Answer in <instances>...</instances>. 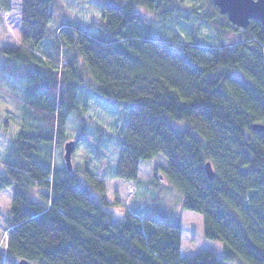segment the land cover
Here are the masks:
<instances>
[{
	"label": "trees",
	"instance_id": "obj_1",
	"mask_svg": "<svg viewBox=\"0 0 264 264\" xmlns=\"http://www.w3.org/2000/svg\"><path fill=\"white\" fill-rule=\"evenodd\" d=\"M203 1L219 13L201 15L218 44L154 35L140 10L168 17L175 0H101L99 22L69 21L55 31L56 0H21L25 44L0 47L1 73L26 80L17 99L25 126L0 170V192L12 189L0 264H264V130L253 127L264 124V24L252 19L243 39L228 40L241 27ZM0 6L9 11L11 2ZM80 85L127 110L115 177L136 182L141 164L163 155L165 179L185 209L202 215L204 236L222 243V255L184 256L180 220L132 211L115 219L103 180L83 168L86 185L74 167L52 165L67 118L79 112L87 126ZM182 120L187 127L173 124Z\"/></svg>",
	"mask_w": 264,
	"mask_h": 264
},
{
	"label": "rangeland",
	"instance_id": "obj_2",
	"mask_svg": "<svg viewBox=\"0 0 264 264\" xmlns=\"http://www.w3.org/2000/svg\"><path fill=\"white\" fill-rule=\"evenodd\" d=\"M10 2L9 11L3 10L0 6V47H20L25 44L21 38V0H10ZM56 2L52 6L53 13H56L51 24L52 31L57 30L58 24L69 25V21L73 24L76 21L89 25L94 20L97 22L101 20V0H56ZM175 2L177 7L168 17L159 16L158 8L153 11L140 10L153 22L154 35L163 38L178 37L179 42H188L193 35L198 37L201 43H219L215 27L201 17L204 14L217 17L219 13L214 7L210 9L203 0H175ZM192 9L197 12H191ZM243 38L241 28L230 33L228 40ZM53 48L50 46L49 49ZM66 54L62 56L65 57ZM54 61L56 60H52V66L55 65ZM25 81V79L23 82L21 79H15L12 75L2 74L0 67V170L2 171H5L2 160L5 158L7 148L12 144V138L25 126V118L22 117L24 107L21 106L20 109V103L17 101L23 93L25 95L23 91ZM88 82L89 80H86V84ZM77 101L80 110L85 109L87 126L84 129L79 112L72 113L67 118L65 136L60 138V142L56 139L52 145L49 157L52 165L64 166L66 141L83 137L73 153L74 170H77L86 185L90 183L81 173L83 168H88L95 177L104 181L106 196L115 219L120 218L119 216L126 211L158 219L176 218L182 224L184 256H193L203 249L214 250L222 255V243L204 236L202 215L185 209L181 193L165 179L164 171L168 161L163 155L144 161L139 169V180L136 182H127L115 177L121 153L118 130L122 129L128 118L125 106L99 99L87 85L79 86ZM173 124L180 129L188 126V122L184 120L173 121ZM11 202V188L0 192V246L4 249L7 246V218ZM18 262L19 259L16 260V264ZM224 264L240 263L225 261Z\"/></svg>",
	"mask_w": 264,
	"mask_h": 264
},
{
	"label": "water",
	"instance_id": "obj_3",
	"mask_svg": "<svg viewBox=\"0 0 264 264\" xmlns=\"http://www.w3.org/2000/svg\"><path fill=\"white\" fill-rule=\"evenodd\" d=\"M220 9L221 14H226L229 21L234 25L245 28L252 19L260 20L264 24V0H213ZM256 130H264V124L255 123ZM76 141L69 140L65 143L64 158L69 170H73V153ZM206 170L210 179L215 177V170L211 162H207ZM18 264H31L29 260L23 258Z\"/></svg>",
	"mask_w": 264,
	"mask_h": 264
},
{
	"label": "bare ground",
	"instance_id": "obj_4",
	"mask_svg": "<svg viewBox=\"0 0 264 264\" xmlns=\"http://www.w3.org/2000/svg\"><path fill=\"white\" fill-rule=\"evenodd\" d=\"M63 115V114H62Z\"/></svg>",
	"mask_w": 264,
	"mask_h": 264
}]
</instances>
